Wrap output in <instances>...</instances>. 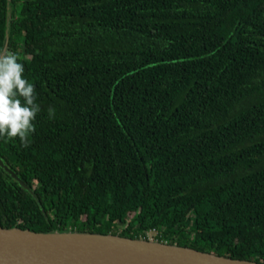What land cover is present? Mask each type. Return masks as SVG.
<instances>
[{
  "label": "trees",
  "instance_id": "1",
  "mask_svg": "<svg viewBox=\"0 0 264 264\" xmlns=\"http://www.w3.org/2000/svg\"><path fill=\"white\" fill-rule=\"evenodd\" d=\"M4 50L41 111L0 227L264 264V0H0Z\"/></svg>",
  "mask_w": 264,
  "mask_h": 264
},
{
  "label": "water",
  "instance_id": "2",
  "mask_svg": "<svg viewBox=\"0 0 264 264\" xmlns=\"http://www.w3.org/2000/svg\"><path fill=\"white\" fill-rule=\"evenodd\" d=\"M24 189L29 187L0 160ZM0 264H259L147 239L0 227Z\"/></svg>",
  "mask_w": 264,
  "mask_h": 264
},
{
  "label": "clouds",
  "instance_id": "3",
  "mask_svg": "<svg viewBox=\"0 0 264 264\" xmlns=\"http://www.w3.org/2000/svg\"><path fill=\"white\" fill-rule=\"evenodd\" d=\"M25 67L18 52L0 51V137L19 138L28 145L41 111L35 85L24 78ZM49 119L55 109L49 107Z\"/></svg>",
  "mask_w": 264,
  "mask_h": 264
},
{
  "label": "built area",
  "instance_id": "4",
  "mask_svg": "<svg viewBox=\"0 0 264 264\" xmlns=\"http://www.w3.org/2000/svg\"><path fill=\"white\" fill-rule=\"evenodd\" d=\"M150 233H155V235H156V232L154 230H151V231L147 232V234H146L147 240L151 239ZM143 239H145V237Z\"/></svg>",
  "mask_w": 264,
  "mask_h": 264
},
{
  "label": "rangeland",
  "instance_id": "5",
  "mask_svg": "<svg viewBox=\"0 0 264 264\" xmlns=\"http://www.w3.org/2000/svg\"><path fill=\"white\" fill-rule=\"evenodd\" d=\"M150 236H151V241H155V233H150Z\"/></svg>",
  "mask_w": 264,
  "mask_h": 264
}]
</instances>
